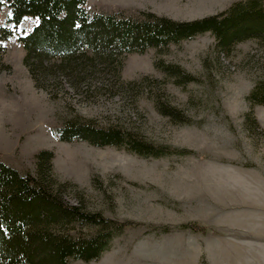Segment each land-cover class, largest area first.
I'll list each match as a JSON object with an SVG mask.
<instances>
[{"label": "rangeland", "instance_id": "374dc122", "mask_svg": "<svg viewBox=\"0 0 264 264\" xmlns=\"http://www.w3.org/2000/svg\"><path fill=\"white\" fill-rule=\"evenodd\" d=\"M235 1L86 0L85 7L186 20L219 13ZM9 12L0 8V23ZM37 20L25 16L18 31L29 32ZM17 36L4 41L0 59V159L36 173V152L52 150L51 176L65 200L135 222L99 258L70 264H264V104L249 97L264 80V40L246 38L225 50L206 31L128 52L121 79L141 85L108 93L106 87L86 92L70 79L33 76ZM156 62L179 65L192 79L177 82ZM108 75L96 84L109 85ZM159 101L180 118L163 113ZM72 115L119 124L171 151L144 156L62 140L54 129ZM188 221L206 231L177 227Z\"/></svg>", "mask_w": 264, "mask_h": 264}, {"label": "trees", "instance_id": "16d2710c", "mask_svg": "<svg viewBox=\"0 0 264 264\" xmlns=\"http://www.w3.org/2000/svg\"><path fill=\"white\" fill-rule=\"evenodd\" d=\"M85 4L86 0H0V8L6 5L10 10L0 23V59L4 41L18 33L24 63L33 76H51L57 83L60 78L70 79L80 91L106 87L108 93H128L142 81L121 79L122 59L128 52L167 47L206 31L225 50L246 38L264 40V0H238L219 13L186 20L144 11L90 12ZM25 16L38 18L27 33L18 31ZM156 65L177 82L192 79L179 65ZM105 75L109 85L96 84V79L106 80ZM249 97L264 104V80L255 83ZM157 106L180 118L160 101ZM54 132L62 140L114 145L144 156L171 151L119 124L103 125L79 115L62 119ZM35 156L36 173L19 171L0 159V264H70L72 259H97L118 233L135 224L65 200L61 183L55 185L51 176L53 151L41 149ZM177 227L206 231L205 225L195 221Z\"/></svg>", "mask_w": 264, "mask_h": 264}, {"label": "snow or ice", "instance_id": "6c2138e0", "mask_svg": "<svg viewBox=\"0 0 264 264\" xmlns=\"http://www.w3.org/2000/svg\"><path fill=\"white\" fill-rule=\"evenodd\" d=\"M25 19H27V18H25Z\"/></svg>", "mask_w": 264, "mask_h": 264}]
</instances>
